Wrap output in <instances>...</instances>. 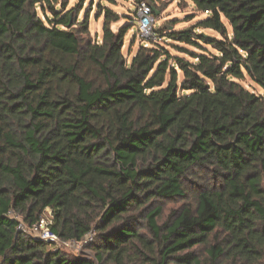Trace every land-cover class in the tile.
Returning <instances> with one entry per match:
<instances>
[{
  "label": "trees",
  "instance_id": "16d2710c",
  "mask_svg": "<svg viewBox=\"0 0 264 264\" xmlns=\"http://www.w3.org/2000/svg\"><path fill=\"white\" fill-rule=\"evenodd\" d=\"M189 1L206 17L152 37L190 59L128 60L110 8L98 41L82 7L47 25L49 0H0V264H264V0ZM45 209L92 255L19 228Z\"/></svg>",
  "mask_w": 264,
  "mask_h": 264
},
{
  "label": "rangeland",
  "instance_id": "374dc122",
  "mask_svg": "<svg viewBox=\"0 0 264 264\" xmlns=\"http://www.w3.org/2000/svg\"><path fill=\"white\" fill-rule=\"evenodd\" d=\"M49 3L43 4V8L40 9L38 6L36 7V11L38 16L47 24L51 25L49 22L50 19L53 21L55 18L52 15V11H55L58 15V18L68 10H72L75 12V9L82 7V10L79 12V19L87 16L89 20V34L92 39L100 40L101 39V27L103 21V9L110 8L113 12H116L119 15V19L115 22L110 23V27L112 30H117L122 26L130 25L131 28L127 31L124 38V46L122 48L123 55L130 60L132 56L135 54L137 48L143 43V40L137 33V25H136V15L134 10V3L137 0H49ZM154 8H155V17H154V27H166L168 26V30H164V34L171 29H179L188 25H192L198 19L205 18L206 14L204 12L196 11L194 6L189 0H149ZM52 7V8H51ZM56 15V17H57ZM57 19V18H55ZM134 22V25L132 24ZM197 32H205L218 36L215 32L208 29H197ZM149 41V42H148ZM147 41L149 46L156 45V47L162 49H168L170 55L172 56H182L187 59H190L188 55L178 51L176 45L178 42H174L167 37H151ZM188 49L194 52H200V49H197L193 46H185ZM160 50V49H159ZM171 62V60H170ZM243 85L249 87L250 89H254L256 92H262V89L252 83L248 78L244 80ZM183 199L174 198V199H162L158 202V204L162 207V212L160 217L158 218V223H162L169 212L172 209L179 207L183 203ZM46 209L44 211L47 214ZM144 223L140 220L139 224H136L135 227L139 229V231H143L146 233V236L149 237L148 232L142 227ZM64 251L70 253H78L79 255H92L91 249L88 247L74 248V247H66ZM197 254L201 257L203 264H207V253L205 251L204 246H199L196 248ZM221 264H229V262H225L224 260ZM237 264H243L241 262Z\"/></svg>",
  "mask_w": 264,
  "mask_h": 264
},
{
  "label": "built area",
  "instance_id": "2783aa9c",
  "mask_svg": "<svg viewBox=\"0 0 264 264\" xmlns=\"http://www.w3.org/2000/svg\"><path fill=\"white\" fill-rule=\"evenodd\" d=\"M135 15H136V25L137 33L141 39L145 42L152 37L154 18L152 14L151 6L145 1L140 0L135 5ZM147 43H144L146 46ZM46 210V209H45ZM52 224V214L48 210L47 214H43L39 221L31 226H27L24 223H19V228L23 231H27L34 237L53 243L54 247L66 249V247H74L76 249L81 248L87 242L91 241L92 233L85 235L80 241H62L58 236L50 230V225Z\"/></svg>",
  "mask_w": 264,
  "mask_h": 264
}]
</instances>
